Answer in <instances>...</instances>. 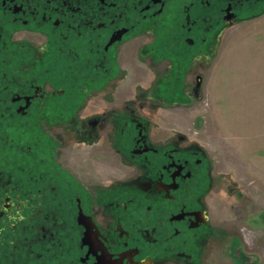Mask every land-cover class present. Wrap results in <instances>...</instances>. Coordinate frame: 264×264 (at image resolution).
Returning a JSON list of instances; mask_svg holds the SVG:
<instances>
[{
	"label": "flooded vegetation",
	"instance_id": "obj_1",
	"mask_svg": "<svg viewBox=\"0 0 264 264\" xmlns=\"http://www.w3.org/2000/svg\"><path fill=\"white\" fill-rule=\"evenodd\" d=\"M263 14L264 0H0V264H212L224 173L170 115L226 30Z\"/></svg>",
	"mask_w": 264,
	"mask_h": 264
},
{
	"label": "rangeland",
	"instance_id": "obj_2",
	"mask_svg": "<svg viewBox=\"0 0 264 264\" xmlns=\"http://www.w3.org/2000/svg\"><path fill=\"white\" fill-rule=\"evenodd\" d=\"M201 73L198 97L170 120L197 133L224 173L213 217L225 235L212 264H264V14L227 29Z\"/></svg>",
	"mask_w": 264,
	"mask_h": 264
}]
</instances>
